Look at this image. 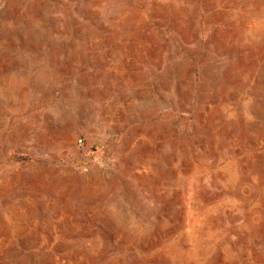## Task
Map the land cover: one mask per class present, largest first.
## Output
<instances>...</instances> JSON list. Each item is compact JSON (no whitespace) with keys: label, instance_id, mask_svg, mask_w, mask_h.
<instances>
[{"label":"rangeland","instance_id":"1","mask_svg":"<svg viewBox=\"0 0 264 264\" xmlns=\"http://www.w3.org/2000/svg\"><path fill=\"white\" fill-rule=\"evenodd\" d=\"M0 264H264V0H0Z\"/></svg>","mask_w":264,"mask_h":264},{"label":"built area","instance_id":"2","mask_svg":"<svg viewBox=\"0 0 264 264\" xmlns=\"http://www.w3.org/2000/svg\"><path fill=\"white\" fill-rule=\"evenodd\" d=\"M77 142H78L79 145H82V141H81V139H78Z\"/></svg>","mask_w":264,"mask_h":264}]
</instances>
